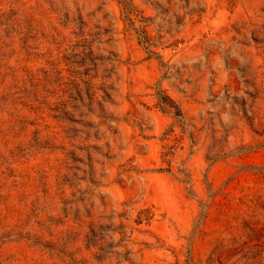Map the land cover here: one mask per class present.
Returning <instances> with one entry per match:
<instances>
[{
	"label": "rangeland",
	"instance_id": "rangeland-1",
	"mask_svg": "<svg viewBox=\"0 0 264 264\" xmlns=\"http://www.w3.org/2000/svg\"><path fill=\"white\" fill-rule=\"evenodd\" d=\"M0 264H264V0H0Z\"/></svg>",
	"mask_w": 264,
	"mask_h": 264
}]
</instances>
